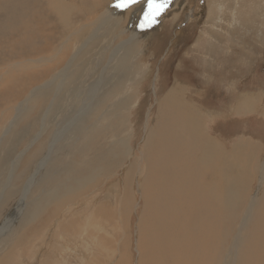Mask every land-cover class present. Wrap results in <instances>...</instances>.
Masks as SVG:
<instances>
[{"label": "rangeland", "instance_id": "obj_1", "mask_svg": "<svg viewBox=\"0 0 264 264\" xmlns=\"http://www.w3.org/2000/svg\"><path fill=\"white\" fill-rule=\"evenodd\" d=\"M58 2L0 0V225L16 208L58 131L80 116L84 104L89 105L87 92L105 77L102 72L109 62L114 40L121 35L128 38L127 31L132 33L140 25L146 10V0L123 10L98 38L82 49L65 88H60L57 83L48 86L46 82L53 80L76 49L90 38L96 30L94 23L116 0H61L59 3L69 6L64 7L69 12L66 21L61 19L62 15L67 16L65 13L60 16L59 10L58 13L52 7L54 12L49 5ZM161 15L151 27L141 28L139 40L133 45L138 56L130 63L131 70H126L128 64L112 62L108 73L105 72L106 76L112 75L101 85L96 107H92L86 121L74 123L55 145L50 161L31 189L22 216L0 237V264H142L146 260L143 251L154 249L149 241L157 232L164 240L175 235L196 239L185 252L183 264H188L189 254L194 259L190 264H233L234 260L241 261L235 264H264V226L258 225L264 221L254 217L253 224L245 230L247 233L237 238L249 201H256V194L264 191L260 179L264 175V0H171ZM60 41H65L66 47L56 55ZM118 41L122 39H117L116 44ZM29 63L34 64L32 68ZM129 71L137 72L139 78L134 80L130 92L121 91L119 97L111 82ZM175 83L188 87L187 99L195 109L211 114L204 129L211 132L209 135L225 153L233 152L242 139L258 149L248 172L251 183L239 188L242 196V189H247L246 201L242 197L244 202H229L226 191L216 192L224 182L223 171L219 166L214 170L215 164L211 170L213 180L208 181L210 200L200 191L201 184L185 185L182 178L168 176L166 187L161 188L162 201H168L167 195L175 202L181 200V190L186 191V201L193 204L188 213L182 206L177 209V217L174 210L176 225H172L155 220L154 199L145 200L141 194L146 179L141 171L148 167L146 158L152 156L155 160L162 148L160 136L155 138L158 144L153 143L146 152L144 141L154 132L160 103ZM39 86L42 88L36 97L23 103L30 91ZM104 95L111 98L104 100ZM112 97L120 100L113 103ZM243 98L256 99L251 112H238ZM127 108L130 113L125 121ZM21 154L12 172V162ZM164 162L169 163L166 171L171 174L170 169L183 174L198 164L196 160L173 155L165 156ZM154 163L157 160L151 162L149 179L155 175L159 183L165 169H156ZM205 177L209 175L198 173L201 181ZM132 181H136L135 187ZM148 186L146 181V189ZM84 189L88 190L82 194ZM56 191L58 202L53 205ZM70 193L76 195L73 204L62 198ZM121 196L123 208L119 207ZM171 230L175 235H169ZM154 255L158 261L168 263L164 252L155 251Z\"/></svg>", "mask_w": 264, "mask_h": 264}, {"label": "bare ground", "instance_id": "obj_2", "mask_svg": "<svg viewBox=\"0 0 264 264\" xmlns=\"http://www.w3.org/2000/svg\"><path fill=\"white\" fill-rule=\"evenodd\" d=\"M49 3L52 0H48ZM61 1V0H60ZM59 1V2H60ZM56 2V1H54ZM58 2V0H57ZM58 2V3H59ZM41 3V2H40ZM46 4V2H44ZM59 3V4H49L52 7H55L57 9V12L59 10V14L61 16V14L65 13L64 15H67L66 17L61 16V19L64 21H66V18H68L69 16V12L65 11L64 7H69L66 6L65 4ZM44 4V5H45ZM71 5V4H70ZM39 8H41V6H39ZM70 8L72 9V6H70ZM76 8V7H75ZM74 8V9H75ZM50 9V8H49ZM53 9V8H52ZM77 9V8H76ZM45 10V9H44ZM73 10V9H72ZM71 10V11H72ZM79 10V9H78ZM81 10V9H80ZM91 11V9H88ZM93 10V9H92ZM54 11V9H53ZM55 12V11H54ZM123 12V10L121 9H116L115 7L111 6L109 7L103 14L102 16L97 20V23H94V26L96 25V30L93 31L90 34V38H88L80 47H78L75 51V53H73L72 56H70L71 58L68 60L66 66L61 69L60 71H58L59 73L56 74V76L54 77L53 80L46 82V85H51V84H55L57 83L58 86H60V88H62V86L65 85L68 77H69V73L71 71V69L73 68V64L76 60V57H78V55L80 54V52L82 51L83 48H85L92 40H94L96 37L98 38L100 36L101 33H103V31L108 27V25L110 24V22H112L115 18L119 17V14H121ZM212 13V12H211ZM109 14V15H108ZM76 15V14H75ZM81 15V13H80ZM100 16V15H99ZM162 16V15H161ZM48 17V16H47ZM92 17V16H91ZM141 17V16H140ZM59 18V16H58ZM45 19V18H44ZM59 19V20H61ZM71 19V18H70ZM69 21V20H67ZM61 22V21H60ZM78 23V22H77ZM115 23V22H114ZM62 24V23H61ZM80 24V23H79ZM93 24V23H92ZM68 26V25H67ZM77 26V25H76ZM75 26V27H76ZM80 26V25H79ZM50 27V26H49ZM47 27V28H49ZM52 27V26H51ZM70 27V26H69ZM45 28V29H47ZM78 28V27H77ZM83 28V27H82ZM88 29V27L86 28ZM92 29V28H91ZM95 29V28H94ZM109 30V29H107ZM141 27L137 26L134 31L129 34V37L125 39V37H123L122 35L117 38V39H122V41H118V44H116V40H114V47H113V51L112 54L110 56L109 62L106 63L107 65L105 66L102 74L105 75L102 76V78H100V80L98 82H96L95 84H93L91 86V88L89 89V91L87 92V97H88V101L90 102L89 105L87 104V106H85L84 104V108L82 109V111L80 112V116L77 117L75 120H73L71 123H68L67 126L64 127V129H61L58 131L59 133L54 137V141L53 143H51L50 147H49V151L46 154V156L41 160L40 166L37 169V171L35 172V174H33V176L28 180L25 189L23 190L22 195L19 198L18 204L16 206V208L6 217V219L4 220V222L0 225V237L3 236L4 234H6L7 232H9L15 225L16 221L22 216L23 211L25 210L26 207V200L29 197V194L31 192L32 187L34 186V184L37 181V177L38 175L41 176L42 174H40L39 172L43 171V168L45 167L46 163L48 161H50V156L52 155V152L54 150V148L56 147L55 145H57V143L61 140V138L63 139V137L65 136V133L69 130V128L72 127V125L80 120H87L88 116L90 115L91 111H92V107L94 108L97 100H98V96L100 93V89L102 88V84L105 81L106 78L110 77L112 74H108L106 76L105 72L108 73V69L109 66L111 65L112 62H116V63H121L122 65H127L126 70L130 69V63H133L137 56L134 50L133 45L135 44V41L139 40V32H141ZM76 31H78L76 29ZM110 31V30H109ZM67 32V31H66ZM120 32V31H119ZM77 33V32H76ZM82 33V32H80ZM84 34V33H83ZM105 34V33H104ZM126 34V33H125ZM45 35V34H44ZM54 35V34H53ZM52 35V36H53ZM73 35V34H72ZM49 36V35H48ZM47 36V38H48ZM75 36V35H74ZM81 36V35H80ZM79 36L76 37V39ZM261 37V36H260ZM39 38V37H38ZM57 38V37H56ZM104 38V37H103ZM51 39V38H50ZM73 39V38H72ZM114 39V38H113ZM55 40V39H54ZM64 40V39H62ZM68 40H70L68 38ZM67 40V42H68ZM34 41V40H33ZM36 41V40H35ZM48 41V40H47ZM44 42V40H43ZM49 42V41H48ZM47 42V43H48ZM38 43V42H37ZM78 43V42H77ZM36 44V42H35ZM41 44V43H40ZM46 44V43H45ZM37 47V46H36ZM66 47V42L65 41H60V45L57 47V53L56 55L60 52V51H64V48ZM74 50V49H73ZM88 50V49H87ZM143 51V50H142ZM30 52V51H29ZM23 55V54H22ZM55 55V54H54ZM141 55V54H139ZM24 56V55H23ZM43 56V55H42ZM41 56V57H42ZM53 58V57H52ZM24 59V58H23ZM21 59V60H23ZM32 59V58H30ZM51 59V58H50ZM56 59V58H55ZM26 60V59H25ZM52 61V60H51ZM31 62H34V60H31ZM43 62V61H42ZM23 63V62H22ZM21 63V64H22ZM48 63V62H46ZM96 63V62H95ZM33 64V63H32ZM39 64V63H38ZM45 64V63H44ZM114 64V63H113ZM34 65V64H33ZM32 65V66H33ZM30 66V63H29ZM32 66H30L32 68ZM44 65H42L41 67H43ZM46 66V65H45ZM18 67V66H17ZM27 67V66H26ZM29 67V68H30ZM37 67V66H36ZM97 67V66H96ZM20 68V67H19ZM23 68V67H22ZM35 68V66H34ZM44 68V67H43ZM18 69V68H17ZM39 68L37 67L38 70ZM120 70V69H119ZM125 70V71H126ZM131 70V69H130ZM32 71V70H31ZM94 71V70H93ZM92 71V72H93ZM123 71V69H122ZM33 72V71H32ZM72 73V72H71ZM78 73V72H77ZM121 73V72H120ZM137 72L134 74L133 71H129L127 72V74L125 75L124 73L118 75L111 83H113L116 87V90L119 93V97H121V91H124L125 93H127L128 91L130 92V89L133 88V84H134V80L136 79L137 76ZM37 75V74H36ZM81 75V74H79ZM75 76V75H74ZM98 76V75H97ZM72 77V76H71ZM52 78V76H51ZM139 78V77H138ZM109 80V79H108ZM112 80V79H111ZM95 81V80H94ZM175 81V80H174ZM108 82V81H107ZM119 82V84H118ZM73 83V82H72ZM93 83V82H92ZM106 83V82H105ZM45 84V83H44ZM189 85V84H188ZM79 88V86H77ZM42 86L39 87H35L32 91H30V95L27 97L26 100H24L23 103H27L31 100L32 97H36V94L39 92V90H41ZM65 88V86H64ZM63 88V89H64ZM87 88V87H86ZM57 90V89H56ZM80 90V89H79ZM105 90V89H104ZM108 90V89H107ZM58 91V90H57ZM56 91V92H57ZM103 91V90H102ZM106 91V90H105ZM188 87L183 85V83H175L168 91V93L166 94V96L164 97V99L161 101L160 103V107H159V113L157 116L156 121H154V132H151L149 134L148 137L145 138L144 141V148H146L145 152L149 149L150 146H152L153 143L158 144V141H155V138H157L158 136H160L161 140V149H159V153L157 155V158L155 160H157V163L155 164L156 166H159L158 169L159 170H163L165 169V174L161 175L160 178L162 179L163 183L160 185L161 179L159 178V183L157 182V179L155 177V175H153L150 179L149 177L151 176L150 171L153 169L151 166V162H154L155 160H152V156H149L148 158H146V160L148 161V170L146 168V170H142L141 172H145L143 174H145V183H144V191L142 190L141 194L142 197L146 198L145 200H147L148 198H153L155 203H156V211L154 213V218L155 220L158 221V223H164V224H172V225H176L175 220L172 217V212L174 210H176V213L174 214L175 217H177V209L179 210V208L182 206L181 209H183V211L185 213H188L190 211V207L193 206L192 203H188V201H186V191H181L179 190L178 192V198L182 199L179 201H174L170 196L167 195V200L165 199L162 201V198L160 197V193H161V188L162 187H166V184L168 182V176L171 177L172 179L175 180H179L180 178L183 179L185 185H198L201 184L202 186L200 187V191L203 190V193L205 195V197H207L210 200V195H211V184L208 182L209 180H211V170H213V166H214V170L217 166H219L222 171L223 174L221 176V179H223L222 184H224L223 186H218V189L216 190V192L222 193V191H226L227 192V198L229 202H244L242 197H244V200L246 201V195L248 193H246L247 189H242L244 192V196H242V194H240L241 189H239L240 187L245 188L246 186L249 185V169L251 168V164H253L254 162V158H252L254 156V152L258 149L256 146L252 145L251 143H249V141L246 140H240L237 144V146L233 149V152H228L225 153V149H223V147L216 141V139L211 138V132L208 134V131H206L204 129L205 127V122L211 118V114L208 112H203L198 110L197 108L195 109L194 106H192V104L194 105V103H190L187 99L188 95ZM55 92V93H56ZM82 92V91H80ZM86 92V90H85ZM112 92V90H111ZM138 92V91H137ZM166 92V91H165ZM83 94V93H82ZM101 94V93H100ZM130 94V93H129ZM84 95V94H83ZM137 95V94H136ZM82 96V95H81ZM105 96V95H104ZM134 96V95H133ZM131 96V97H133ZM125 97V96H124ZM135 97V96H134ZM107 98H111L108 96L104 97V100H106ZM127 98V97H126ZM125 98V100H127ZM130 98V97H129ZM194 98V97H193ZM55 99H53L54 101ZM103 100V101H104ZM120 100V98H119ZM119 100H115L114 97H112V101L113 103L119 101ZM123 100V99H122ZM121 100V101H122ZM136 100V99H135ZM192 100V99H191ZM86 101V100H85ZM83 102V101H82ZM22 103V104H23ZM98 103V102H97ZM256 103V99H252L251 101H248L246 99H242L241 103L238 106V112H251L253 109V106ZM9 104V103H8ZM50 104V103H49ZM53 104V103H52ZM126 104V102H125ZM80 105V104H79ZM53 106V105H51ZM104 106V105H103ZM138 106V105H137ZM55 107V105H54ZM96 107V106H95ZM99 107V106H98ZM197 107V106H196ZM101 108V105H100ZM99 108V109H100ZM112 109V108H111ZM127 113H124V115L126 116V118L124 119L125 121H127V117L128 114L130 112L129 108H127L126 110ZM51 112V111H50ZM133 112V111H132ZM113 113V112H112ZM118 113V112H117ZM109 114V113H108ZM116 114V113H115ZM236 114V113H235ZM48 114H46L47 117ZM118 115V114H117ZM233 115V114H232ZM114 116V115H113ZM236 116V115H235ZM130 117V115H129ZM79 118V119H78ZM78 119V120H77ZM127 119V120H126ZM46 119H44L45 122ZM81 121V122H82ZM15 122V121H14ZM13 122V123H14ZM12 123V124H13ZM127 123V122H126ZM11 124V125H12ZM44 124V123H43ZM81 125V124H80ZM44 126V125H43ZM75 126V125H74ZM82 126V125H81ZM117 127V126H116ZM10 128V127H9ZM84 128V126H83ZM85 129V128H84ZM89 130V129H88ZM86 132V131H84ZM98 133V131H97ZM40 135L38 136L39 139H41V135L42 133H39ZM84 134V133H83ZM95 134V133H94ZM51 135V134H50ZM93 135V134H92ZM100 136V135H99ZM80 138V137H79ZM83 138V137H82ZM92 138V137H91ZM115 139V138H114ZM248 139V138H247ZM89 140V139H88ZM239 140V139H238ZM35 141V140H34ZM99 141V140H98ZM115 141V140H114ZM93 142V139H92ZM109 142V141H108ZM116 142V141H115ZM82 143V142H81ZM91 143V142H90ZM236 143V142H235ZM88 144V143H86ZM98 144V143H97ZM91 145V144H90ZM234 145V144H233ZM232 146V145H231ZM88 147V145H87ZM96 147V145H95ZM111 147V146H110ZM113 147V146H112ZM115 147V146H114ZM117 147V146H116ZM158 147V145H157ZM259 147V146H258ZM141 148H143L141 146ZM149 148V149H148ZM90 149V148H89ZM93 149V148H92ZM113 149V148H112ZM98 150V149H97ZM229 150V149H228ZM231 150V149H230ZM227 151V150H226ZM27 152V151H26ZM142 152V151H141ZM144 152V155H145ZM149 152V151H148ZM66 153V152H65ZM147 154V153H146ZM23 154H21L17 159L16 162L13 161L12 162V172L15 171V167L18 165V160L22 157ZM153 155V154H152ZM167 155H173L176 156L178 158H188V159H192V160H196L198 162V164L195 167L192 168H188V171L186 173H180L178 172V170H173L170 169L171 173H168L166 171V167L169 165V163H165L164 162V157ZM256 155V154H255ZM114 156V155H112ZM118 156V155H116ZM258 156V155H257ZM53 157V156H52ZM51 157V158H52ZM55 157V156H54ZM115 157V156H114ZM255 157V156H254ZM258 158V157H257ZM115 159V158H113ZM145 159V158H144ZM117 159H115L116 161ZM120 160V159H119ZM135 161H137L136 163H139V161L136 159ZM258 161V159H257ZM150 162V164H149ZM112 163V162H111ZM116 163V162H115ZM119 163V162H118ZM260 164V163H259ZM102 165V164H101ZM116 165V164H115ZM178 165H181V162L178 161ZM120 166V165H119ZM106 168V166H105ZM108 168V167H107ZM137 168V167H136ZM157 169V167H156ZM51 171V170H50ZM112 171V170H110ZM154 171V170H153ZM155 172V171H154ZM221 172L220 169L217 170V173ZM255 172V171H254ZM50 173V172H49ZM198 173L199 174H208L209 177H205V179L203 181H201L198 178ZM252 173V172H251ZM142 174V175H143ZM219 174V173H218ZM44 175V174H43ZM214 175V174H213ZM220 175V174H219ZM12 176V175H11ZM205 176V175H204ZM207 176V175H206ZM216 177L217 174H215ZM260 176V175H259ZM215 177V178H216ZM257 177V176H256ZM11 178V177H10ZM255 178V177H254ZM259 179V178H258ZM261 182H264V175H262V177L260 178ZM143 180V179H142ZM140 181V180H139ZM138 181V182H139ZM146 181H149V186L146 189ZM221 181V180H220ZM251 181V180H250ZM257 181V180H256ZM215 182V181H214ZM253 182V181H252ZM133 186L135 185L136 181H132ZM172 183V182H171ZM143 185V184H141ZM218 185V184H217ZM139 186V185H138ZM135 187V186H134ZM182 187V186H181ZM251 187V185H250ZM253 187V186H252ZM256 187V186H255ZM89 189V188H88ZM86 189V190H88ZM252 189V188H250ZM86 190L84 189L82 191V194L86 193ZM136 190V189H135ZM172 191V190H171ZM173 192V191H172ZM202 192V191H201ZM130 193V192H129ZM193 193V192H192ZM195 193V192H194ZM59 194V191H56L53 195V199L54 202L51 200L52 203H55L53 205H56L58 202L57 199V195ZM133 194V193H132ZM197 194V193H196ZM137 195V194H136ZM199 196V195H198ZM218 196V195H217ZM257 196V200L255 201V199L252 200V202L249 201L248 203V210L245 212V214L243 215V213L241 215H243V222L240 226L239 229V233L237 238H239V236L245 235L247 232L245 230H247L246 228L250 225L253 224V219L255 217V219L257 220H262L264 221V191L262 192H258L256 194ZM76 197V195L70 193L69 195H64L62 196L63 200L67 201V202H71L73 204L74 198ZM137 196L134 195V198ZM196 197V196H195ZM3 198V197H2ZM198 198V197H197ZM131 199V198H129ZM201 199V198H200ZM249 199V198H248ZM1 200V199H0ZM134 200V199H132ZM204 200V199H203ZM199 202V199H198ZM202 203V201H200ZM51 203V204H52ZM134 203V202H133ZM157 203H159L160 205L157 206ZM196 203V201H195ZM194 203V204H195ZM200 203V204H201ZM209 204V203H208ZM213 204V203H212ZM138 205V204H136ZM146 205V204H145ZM152 205V204H151ZM124 207L125 206V202H124V197H120L119 199V207ZM131 206V205H130ZM154 206V205H153ZM133 207V205H132ZM137 207V206H136ZM195 207V206H194ZM203 207V205H202ZM212 207V206H211ZM223 207V206H222ZM230 207V206H229ZM228 207V208H229ZM242 207V206H241ZM130 208V207H129ZM143 208V207H142ZM198 208V207H197ZM69 209V207L67 208ZM220 209V208H219ZM224 209L226 210V207H224ZM244 209V207H243ZM132 210V209H131ZM199 210V209H198ZM204 210V209H203ZM221 210V209H220ZM224 210V211H225ZM245 210V209H244ZM71 211V209H70ZM206 211V210H205ZM213 211V210H212ZM223 211V209L221 210ZM220 211V212H221ZM230 211V210H228ZM242 211V208H241ZM256 211V212H255ZM134 212V211H133ZM123 213V212H122ZM125 213V212H124ZM201 213V212H200ZM199 213V214H200ZM228 213V212H227ZM255 213V215H254ZM126 214V213H125ZM121 215V214H120ZM123 218L125 217L124 214ZM134 215V214H133ZM231 215V214H230ZM77 216V215H76ZM201 216V215H200ZM183 217V216H182ZM198 217V216H197ZM64 218V217H62ZM61 218V219H62ZM74 218V217H73ZM71 218V219H73ZM76 218V217H75ZM203 218V217H202ZM216 218V217H215ZM239 218V215H238ZM92 219V217H91ZM126 219V218H125ZM140 219V218H139ZM60 220V219H59ZM83 220V219H82ZM85 220V219H84ZM153 220V219H152ZM203 220V219H202ZM126 221V220H125ZM197 221V220H196ZM207 221V220H206ZM89 222V221H88ZM82 223V222H81ZM80 223V224H81ZM87 223V222H86ZM236 223V222H235ZM238 223V221H237ZM68 224L71 226L73 223L68 222ZM221 223L217 224L220 225ZM139 225V224H138ZM200 225V224H199ZM203 225V224H202ZM211 225V224H210ZM215 225V226H217ZM222 225V224H221ZM220 227H223L221 226ZM225 225V224H224ZM227 225V224H226ZM258 225H260L261 227L264 226V222L259 223ZM83 226V225H82ZM87 226V225H86ZM89 226V225H88ZM140 226V225H139ZM144 226V225H143ZM151 226V225H150ZM237 226V225H236ZM153 227V226H152ZM206 227V226H205ZM226 227V226H225ZM232 227V226H231ZM234 227V226H233ZM88 228V227H87ZM141 228V226H140ZM200 228V227H199ZM250 228V227H249ZM151 229V228H150ZM88 230V229H87ZM149 230V229H148ZM141 231V230H140ZM208 231V230H207ZM245 231V233H244ZM261 231V230H260ZM91 232V231H90ZM143 231H141L142 233ZM196 232V231H195ZM89 233V232H88ZM170 236L175 235V231L171 230L170 232H168ZM244 233V234H243ZM92 234V233H91ZM149 234V233H148ZM205 235V233H203ZM196 235V234H195ZM142 236V234H141ZM226 236V235H225ZM191 237V236H190ZM246 237V236H245ZM211 238V237H210ZM226 238V237H225ZM91 239V238H89ZM138 240V239H137ZM141 240V239H140ZM196 239L191 238L190 240L187 238H178V236H173L171 238H168L167 240L162 239L161 237H159L158 232L156 233V235L154 236V239L151 240V242L149 241V243L151 244V246H153L154 249H150L148 252H144L143 251V257L146 258L145 262L142 264H183V259L185 257V252L190 249L193 246V243L195 242ZM200 242H204V241H200ZM87 243V241H86ZM165 243V246H164ZM183 243V244H182ZM223 243V242H222ZM220 243V244H222ZM139 244V243H138ZM226 245V243H223ZM223 244L221 246H223ZM228 245V244H227ZM220 246V245H219ZM140 247V246H139ZM137 249H140V248ZM87 248V247H86ZM222 248H220L219 250H221ZM88 250V249H87ZM155 251H161L164 252L166 254V259L168 260V263L165 262H160L158 261V259L155 257L154 252ZM138 252V251H137ZM141 252V251H140ZM139 252V253H140ZM111 253V252H110ZM141 254V253H140ZM183 255V256H182ZM142 256V255H141ZM124 257V256H123ZM127 258V257H126ZM129 258V256H128ZM131 258V257H130ZM140 258V257H139ZM189 262L188 264H190L191 261H194L193 258H191V254H189V258H188ZM121 261V260H120ZM123 261V259H122ZM121 261V262H122ZM237 262H241L239 260H234L231 261V263L235 264ZM118 263V262H117ZM120 264V263H118ZM138 264V263H137Z\"/></svg>", "mask_w": 264, "mask_h": 264}, {"label": "snow or ice", "instance_id": "obj_3", "mask_svg": "<svg viewBox=\"0 0 264 264\" xmlns=\"http://www.w3.org/2000/svg\"><path fill=\"white\" fill-rule=\"evenodd\" d=\"M140 2L141 0H116L113 7L125 10ZM170 3L171 0H146V10L143 13V19L139 26L142 29L145 27H151L157 22V17L168 8Z\"/></svg>", "mask_w": 264, "mask_h": 264}]
</instances>
